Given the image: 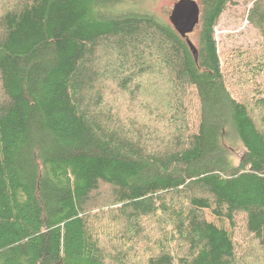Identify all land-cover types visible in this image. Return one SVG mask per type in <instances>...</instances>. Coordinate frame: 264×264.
Masks as SVG:
<instances>
[{
  "label": "trees",
  "instance_id": "obj_1",
  "mask_svg": "<svg viewBox=\"0 0 264 264\" xmlns=\"http://www.w3.org/2000/svg\"><path fill=\"white\" fill-rule=\"evenodd\" d=\"M125 1L0 0V264H264V0L228 71Z\"/></svg>",
  "mask_w": 264,
  "mask_h": 264
},
{
  "label": "rangeland",
  "instance_id": "obj_2",
  "mask_svg": "<svg viewBox=\"0 0 264 264\" xmlns=\"http://www.w3.org/2000/svg\"><path fill=\"white\" fill-rule=\"evenodd\" d=\"M178 0H126L119 6L118 10H135L146 12L154 15L161 21L169 22V14L172 10L173 4ZM235 4H229L226 11L222 14L218 24L215 26V37L218 43V53L224 71L233 68L234 61L238 59L235 51L239 50L240 59L247 61V55L251 52L256 53L260 49V38L257 37L255 31L248 26L247 9L253 0L245 2L244 0H233ZM198 26H196L191 33L188 34L192 42H197ZM261 56L260 54H258ZM234 56L235 58H233ZM232 57V58H231ZM231 58V59H230ZM231 61V62H230ZM229 63V67H228ZM231 76H233L231 74ZM248 88L249 94L255 99L256 96H264V73L255 75L249 82L243 86ZM158 89V87H157ZM233 96L239 97L240 88H229ZM256 91L259 93L256 94ZM247 95V92L244 91ZM256 95V96H255ZM193 117L198 119V100L193 98ZM206 218L215 223H221L208 211H206ZM228 228V223H222ZM255 245V244H254ZM263 257L264 255H260Z\"/></svg>",
  "mask_w": 264,
  "mask_h": 264
},
{
  "label": "water",
  "instance_id": "obj_3",
  "mask_svg": "<svg viewBox=\"0 0 264 264\" xmlns=\"http://www.w3.org/2000/svg\"><path fill=\"white\" fill-rule=\"evenodd\" d=\"M200 7L196 0H178L173 4L169 14V21L181 37H184L197 58V49L189 39L188 34L193 31L199 22Z\"/></svg>",
  "mask_w": 264,
  "mask_h": 264
}]
</instances>
